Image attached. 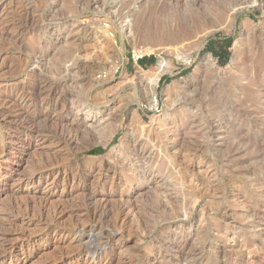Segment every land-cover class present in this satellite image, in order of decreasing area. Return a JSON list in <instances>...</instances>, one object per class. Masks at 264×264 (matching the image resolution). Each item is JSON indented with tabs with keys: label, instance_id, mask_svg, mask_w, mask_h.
Instances as JSON below:
<instances>
[{
	"label": "rangeland",
	"instance_id": "obj_1",
	"mask_svg": "<svg viewBox=\"0 0 264 264\" xmlns=\"http://www.w3.org/2000/svg\"><path fill=\"white\" fill-rule=\"evenodd\" d=\"M252 1L0 0V264H264V0ZM176 11L171 28L191 32L172 46L193 62L165 53L174 68L149 108L159 56L131 53ZM76 113L88 131L70 132ZM213 123L226 127L211 135ZM108 164L116 179L99 172Z\"/></svg>",
	"mask_w": 264,
	"mask_h": 264
},
{
	"label": "bare ground",
	"instance_id": "obj_2",
	"mask_svg": "<svg viewBox=\"0 0 264 264\" xmlns=\"http://www.w3.org/2000/svg\"><path fill=\"white\" fill-rule=\"evenodd\" d=\"M260 7L261 6V3H259V1L258 0H253L252 2H251V4L249 5V7ZM222 7V12H223V14L224 15H226L227 16V14H228V16L230 15V16H232V18H234V14L231 12V7L229 6V4H226V5H222L221 6ZM206 14V13H205ZM180 17H181V15H180V13L179 12H169V13H167L164 17H161V19H159L157 22H155L156 24H154V25H156V27L154 28V27H152L150 30H149V40H151V42H154L155 44H151V45H149L148 47H143V48H139L138 50H140V51H142V52H146V53H156L158 56H159V60H158V64H157V67H156V69L153 71V72H151V73H149V74H147V79H148V84H149V86L151 87V90H152V93H151V95L148 97V105H149V108H155L156 106H158V103H157V101H155V97H154V93L156 92L155 91V89H156V87L158 86V82H159V79H160V77H161V75L162 74H164V73H166V72H172L173 71V68H174V66H173V64L170 62V61H168L167 60V58L164 56L165 55V53H167V52H176V55H177V57L178 58H180V59H182V60H184L187 64H191L192 62H193V59L190 57V56H188L186 53H184V52H182L181 51V49L179 48L180 46H178V48L177 47H175V46H172V45H174L175 43H180L181 41H183L185 38H187L186 36H189L188 34H190V30H185L184 28H182V26H180L179 25V27L178 28H174V29H172L171 28V24H172V22H177L178 20H177V18L178 19H180ZM157 18H160V17H157ZM185 18V17H184ZM224 18V17H223ZM132 23H127V26H126V30H129L130 32H132L133 30H134V25H135V23H136V18L135 17H132ZM246 24V21L245 22H243V26ZM173 27V26H172ZM151 42H149V43H151ZM185 44V43H184ZM183 44V45H184ZM235 59V58H234ZM253 61H254V59H253ZM204 65L203 66H206L207 68H210V69H212V67L215 65V60H214V58L211 56V55H208V56H206V58H205V60H204ZM257 67V66H256ZM42 68V67H41ZM258 69H259V67H258ZM43 71V70H42ZM257 71V70H256ZM259 71V70H258ZM235 76V75H234ZM44 78H46V77H44ZM64 79H66V78H64ZM47 80V79H46ZM63 80V79H62ZM65 82V81H64ZM46 83V82H45ZM19 84V83H18ZM44 84V83H43ZM67 84V83H66ZM69 84V83H68ZM230 84L231 85H235V82L234 81H232V82H230ZM50 85V84H49ZM52 85V84H51ZM241 85V84H240ZM69 86V85H68ZM75 86V85H74ZM41 87V86H40ZM48 88V87H47ZM257 88V87H256ZM40 90H44V87L42 86L41 88H40ZM48 90V89H47ZM16 93V92H15ZM26 94V93H25ZM262 95V94H261ZM16 96V95H15ZM19 96V95H18ZM154 97V98H153ZM18 98V97H17ZM73 100V99H72ZM72 103V105L74 104L75 105V102H71ZM238 104V103H237ZM16 106V105H15ZM71 106V105H70ZM104 110V109H103ZM23 114V113H22ZM27 115H29V114H27ZM21 116V115H20ZM191 116V115H190ZM29 117V116H28ZM25 118V117H24ZM31 118H33V117H31ZM30 118V119H31ZM37 118V117H36ZM26 119H28V118H26ZM25 119V120H26ZM35 119V118H34ZM75 120H76V122H80V125H76L75 124V122H72V123H74V124H72V126H70V132L71 133H73V130H76V132L77 133H79V132H81V130L80 129H82L81 127L84 125L83 124V121H82V119H81V117H79V114L78 113H76V117L74 118ZM189 119H190V117H189ZM116 120V119H115ZM205 120V119H204ZM30 121V120H29ZM212 121V120H211ZM25 122V121H24ZM33 122V121H32ZM203 122V121H202ZM60 123V122H59ZM66 123V122H65ZM195 123V122H194ZM60 125H63V124H60ZM190 125H191V123H190ZM65 126V125H64ZM105 126V125H104ZM103 126V127H104ZM183 126V125H182ZM202 126V125H201ZM206 126H207V124H206ZM66 127V126H65ZM105 127H107V133H106V135H105V139H106V141H108V140H110L111 138H112V136L114 135V133H115V131H116V124H115V121L114 120H111L109 123H108V125L107 126H105ZM213 127H214V129L213 130H210L211 131V135H213V134H215L216 132H218V131H220L222 128H225L226 126H225V124L224 123H220V124H218V123H215V125H214V123H213ZM89 128V127H88ZM88 128H85V131H88L89 129ZM206 129V128H205ZM204 129V130H205ZM227 129V128H226ZM62 130H63V128H62ZM65 130V129H64ZM83 130V129H82ZM174 130V129H173ZM184 130H185V128L184 129H176L175 130V136H176V141H177V146H179V145H181L183 142H185L184 141V139H185V136H184ZM60 131V130H59ZM58 131V132H59ZM84 130H83V132H85ZM96 131V130H95ZM198 131V130H197ZM208 131V130H207ZM69 132V131H68ZM69 132V133H70ZM93 131H90V133H92ZM102 132V131H101ZM45 133V132H44ZM76 133V134H77ZM89 133V132H88ZM193 133V132H192ZM46 134V133H45ZM84 134V133H83ZM85 134H87V132L85 133ZM84 134V135H85ZM94 134V133H93ZM207 134V133H206ZM209 134V133H208ZM62 135V134H61ZM67 135V134H66ZM91 135V134H90ZM130 135V134H129ZM75 136V135H74ZM79 136H80V134H79ZM87 136H88V134H87ZM64 137H65V135H64ZM72 136H70V138H69V141H70V139H72L71 138ZM94 137V136H93ZM92 137V138H93ZM63 138V137H62ZM61 138V139H62ZM66 138V137H65ZM97 138V137H96ZM148 138L149 137H147V140H148ZM68 140V139H67ZM158 140V139H157ZM224 140V139H223ZM152 141V140H151ZM71 142V141H70ZM155 142V141H154ZM189 142V141H188ZM225 142V141H224ZM68 143V142H67ZM144 143V142H143ZM152 143V142H151ZM156 143H158V142H156ZM162 144V143H161ZM228 144V143H227ZM158 145V144H157ZM186 145V144H185ZM146 146H147V144H146ZM261 146V145H260ZM160 147V146H159ZM162 147V146H161ZM139 148V147H138ZM138 148H137V145L135 144L133 147H132V149L135 151V153H137L138 155H140L141 153L139 152V150H138ZM143 149V148H142ZM148 149V148H147ZM185 149V148H184ZM182 150V149H181ZM149 151V150H148ZM152 151V150H151ZM242 150H240L239 148L234 152V154L232 155V156H237L240 152H241ZM129 152V151H128ZM131 152V151H130ZM151 154V153H150ZM137 155V156H138ZM195 155V154H194ZM231 156V155H230ZM239 156V155H238ZM175 157V156H174ZM142 158V157H141ZM151 158V157H150ZM241 158V157H240ZM236 159V158H235ZM150 160V159H149ZM239 161V160H238ZM242 161V160H241ZM149 162V161H148ZM102 163V162H101ZM150 163V162H149ZM243 163V162H242ZM61 164V163H60ZM195 164V163H194ZM109 165V164H108ZM175 165V164H174ZM121 167V166H120ZM129 167V166H128ZM177 167V166H176ZM189 167V166H188ZM180 168V167H179ZM212 168V167H211ZM122 170V169H121ZM191 170V169H190ZM117 171H118V169L116 168V167H113V166H107V165H102V166H100V168H99V172H101V174H105V175H107V174H109L110 176H113L112 178H115V176H116V174H117ZM178 171V170H177ZM98 173V172H97ZM135 173V172H134ZM77 174V173H76ZM100 175V174H99ZM190 175V174H189ZM195 175V174H194ZM190 176H192V175H190ZM183 177V176H182ZM108 178V177H107ZM191 177H189V179H190ZM195 178V177H194ZM197 178H198V176H197ZM209 178V177H208ZM253 178V177H252ZM258 178V177H257ZM106 179V178H105ZM116 179V178H115ZM136 179V178H135ZM187 179V178H186ZM193 178H191L190 180H192ZM100 180V179H99ZM180 180V179H179ZM258 180V179H257ZM189 182V181H188ZM191 182V181H190ZM190 182H189V184H190ZM198 182V181H197ZM196 182V185L198 184ZM253 182V181H252ZM98 183V182H97ZM121 183H122V181H121ZM195 182L193 181V184H194ZM200 183V182H199ZM65 184V183H64ZM188 184V183H187ZM185 186V185H184ZM183 186V187H184ZM189 186V185H188ZM193 187V186H192ZM204 187V186H203ZM72 188V187H71ZM70 188V189H71ZM198 188V187H197ZM64 189H65V186H64ZM161 189V188H160ZM192 190V189H191ZM199 189H197V191H198ZM210 190V189H209ZM175 191V190H174ZM257 191V190H256ZM100 192V191H99ZM209 192V191H208ZM195 193H197V192H195ZM211 193H212V191H211ZM92 194V193H91ZM187 193L185 192V195H186ZM189 194V193H188ZM213 194V193H212ZM175 195V194H174ZM201 195V194H200ZM15 196V195H14ZM50 196V195H49ZM91 196H93V195H91ZM196 196H198V195H196ZM47 197V196H46ZM89 197V196H88ZM93 197H95V196H93ZM172 197V196H171ZM190 197V196H189ZM199 197V196H198ZM61 198V197H60ZM80 198V197H79ZM161 198V197H160ZM170 198V197H169ZM184 198V197H183ZM45 199V198H44ZM103 199V198H102ZM105 199V198H104ZM104 199H103V201H104ZM64 200H66V199H64ZM72 200V199H71ZM107 200V199H106ZM189 200V199H188ZM63 201V200H62ZM92 201V200H91ZM162 201V200H161ZM195 201V200H194ZM52 202V201H51ZM56 203H57V201H55ZM69 202V201H68ZM76 202V201H75ZM85 202V201H84ZM84 202L82 203V204H84ZM94 202H95V200H94ZM60 203V202H59ZM90 203V202H89ZM92 203V202H91ZM157 203V202H156ZM46 204V203H45ZM44 204V205H45ZM82 204H80L81 205V207H82ZM86 204H87V201H86ZM105 204V203H104ZM155 204V203H154ZM192 204V203H191ZM32 205V204H31ZM41 205V204H40ZM57 204H55L54 206H56ZM59 205V204H58ZM57 205V206H58ZM61 205V204H60ZM73 205V204H72ZM75 205H77V204H75ZM162 205V204H161ZM190 205V204H189ZM262 205V204H261ZM48 206V205H47ZM56 206V207H57ZM69 206V205H68ZM91 206V205H90ZM165 206V205H164ZM163 206V207H164ZM32 207V206H31ZM41 207V206H40ZM62 207V206H61ZM71 207H73V206H71ZM92 207V206H91ZM106 207V206H105ZM162 207V208H163ZM205 207H207V206H205ZM262 207V206H261ZM44 208V207H43ZM59 208V207H58ZM58 208H57V210H58ZM78 208H79V206H78ZM104 208V207H103ZM161 208V209H162ZM54 209V208H53ZM76 209V208H75ZM105 209V208H104ZM139 209V208H138ZM206 209V208H205ZM43 210V209H42ZM62 210V209H61ZM63 210L65 211L66 209H64L63 208ZM170 210V209H169ZM39 211V210H38ZM48 211V210H47ZM206 211V210H205ZM50 212V211H49ZM56 212V211H55ZM63 212V211H62ZM67 212H68V210H67ZM71 212H72V210H71ZM90 212H92V211H90ZM96 212V211H95ZM109 212V211H108ZM162 212V211H161ZM33 213V212H32ZM51 213V212H50ZM88 213V212H87ZM103 213V212H102ZM176 213V212H175ZM263 213V212H262ZM53 215H54V213H52ZM58 214V213H57ZM65 214V213H64ZM74 214V213H73ZM80 214V213H79ZM100 214V213H99ZM98 214V215H99ZM104 214V213H103ZM110 214V213H109ZM162 214H163V212H162ZM204 214V213H203ZM27 215V214H26ZM34 215V213L32 214V216ZM36 215V214H35ZM63 215V214H62ZM66 215V214H65ZM31 216V217H32ZM47 216V218H48V216L49 215H46ZM91 216V215H90ZM126 216V215H125ZM165 216V215H164ZM169 216V215H168ZM215 216V215H214ZM256 216V215H255ZM42 217V216H41ZM58 217H59V214H58ZM67 217H68V215H67ZM82 217V216H81ZM93 217H95V216H93ZM103 217V216H102ZM30 218V217H29ZM35 218V217H34ZM37 218V217H36ZM40 218V217H39ZM47 218L45 219L46 221H49V220H47ZM55 218V217H54ZM54 218H52V219H54ZM98 218H101V216L99 217L98 216ZM257 218H258V216H257ZM261 218V217H260ZM10 219V218H9ZM70 219H72V218H70ZM69 219V220H70ZM81 219V218H80ZM89 219H90V217H89ZM93 219V218H92ZM102 219V218H101ZM39 220V219H38ZM77 220V219H76ZM9 221V220H8ZM7 221V222H8ZM10 221H12L11 219H10ZM10 221H9V223H10ZM37 221V220H36ZM42 221V220H41ZM44 221V220H43ZM57 221V220H56ZM55 221V222H56ZM63 221V220H62ZM73 221V220H72ZM79 221V220H78ZM71 222V221H70ZM76 222V221H75ZM80 222V221H79ZM79 222H78V224H76L75 226H77L76 228H74V229H71L70 230V232H72V231H74L75 229H76V232H75V234H77V237H78V233L79 234H82V232H83V230H84V228H85V222L83 223V220H82V222L81 223H83V224H79ZM40 223V222H39ZM50 223V222H49ZM58 223V222H57ZM67 223H68V221H67ZM93 223H95V222H93ZM15 224V223H14ZM38 224V223H37ZM56 224V223H55ZM72 224H75V223H71L70 225H72ZM97 224V223H96ZM95 224V225H96ZM150 224V223H149ZM10 225V224H9ZM41 225V224H40ZM51 225V224H50ZM61 225V224H60ZM63 225H65V224H63ZM120 225V224H119ZM11 226V225H10ZM46 226V225H45ZM54 226V225H53ZM93 226V225H92ZM226 226V225H225ZM8 226H6V228H7ZM59 227V226H58ZM2 228V227H1ZM4 228H5V226H4ZM63 228V227H62ZM69 228H71V226H69ZM94 228V227H93ZM117 228V227H116ZM8 229V228H7ZM66 229V228H65ZM202 229V228H201ZM6 230V229H5ZM57 230V229H56ZM86 230V229H85ZM235 230V229H234ZM237 230V229H236ZM235 230V231H236ZM46 231H47V229H46ZM49 231V230H48ZM60 231H63L64 232V230H60ZM238 231V230H237ZM84 233V232H83ZM74 234V235H75ZM85 234V233H84ZM19 235V234H18ZM25 235V234H24ZM38 235V234H37ZM61 235V234H60ZM70 235V234H69ZM20 236V235H19ZM22 236V235H21ZM20 236V237H21ZM65 237H66V235H64ZM81 237H82V235H80ZM26 237V236H25ZM47 237V236H46ZM52 237V236H51ZM22 238V237H21ZM61 238V237H60ZM7 239V238H6ZM19 239V238H18ZM57 239V238H56ZM55 239V240H56ZM66 239V238H65ZM70 240H71V238H69ZM82 239V238H81ZM81 239H79V240H81ZM123 239V238H122ZM8 240V239H7ZM24 240V239H23ZM37 240V239H36ZM163 240V239H162ZM42 241V240H41ZM58 241H59V239H58ZM74 241V240H73ZM73 241H72V243H73ZM165 241V240H164ZM14 242V241H13ZM13 242H11L12 244H13ZM36 242V241H35ZM51 242V241H50ZM64 242H65V240H64ZM93 242V241H92ZM25 243V242H24ZM56 243V242H55ZM69 243V242H68ZM81 243H82V241H81ZM84 243V242H83ZM113 243V242H112ZM114 243H115V241H114ZM179 243V242H178ZM188 243V242H187ZM253 243H255V241L254 240H246V239H244V240H242V241H237V245L241 248V249H245V248H249L248 249V251L250 250L251 251V249H253V250H255L253 247H251V249H250V246H251V244H253ZM79 244V243H78ZM86 244V243H85ZM257 244V243H256ZM255 244V245H256ZM9 245V244H8ZM82 245H84V244H82ZM94 245V244H93ZM104 245V244H103ZM108 245V244H107ZM106 245V246H107ZM254 245V244H253ZM10 246V245H9ZM12 246V245H11ZM61 246V245H60ZM85 246H87V245H85ZM98 245H94L93 247L92 246H88L87 248L89 249V250H91V251H89V252H92V259L94 260V261H97L95 258V255L96 254H98L99 253V247H97ZM100 246V245H99ZM105 246V245H104ZM105 246V247H106ZM110 246V245H109ZM131 246V245H130ZM1 247V246H0ZM5 247V246H4ZM3 246L1 247V249H5ZM81 247V246H80ZM79 247V245L77 246V248H76V251H74L73 252V254H75V255H80L81 253H82V250H81V248ZM114 247V246H113ZM7 248V247H6ZM180 248V247H179ZM1 249H0V251H1ZM103 249V248H102ZM181 249V248H180ZM183 249V248H182ZM237 249H239V248H237ZM10 250V249H9ZM75 250V249H74ZM87 250V249H86ZM101 250V249H100ZM185 250V249H184ZM252 250V251H253ZM8 251V250H7ZM73 251V250H72ZM124 251V250H123ZM249 251V252H250ZM259 251V250H258ZM70 252V251H69ZM2 253V252H1ZM71 253V252H70ZM105 254V253H104ZM1 255V254H0ZM69 255V254H68ZM67 255V256H68ZM120 255V254H119ZM204 255V254H203ZM238 255H239V253H238ZM65 256V255H64ZM71 256V255H70ZM234 256V255H233ZM22 258V257H21ZM55 258V257H54ZM60 258H64L63 256L62 257H60ZM83 258V257H82ZM98 258V257H97ZM58 259V258H57ZM59 260V259H58ZM100 260V259H99ZM103 260V259H102ZM49 261H51L50 259H49ZM48 261V262H49ZM54 261V260H53ZM233 261H235V260H233ZM55 262H57V260L56 261H54V263ZM66 262V261H65ZM65 262H64V264H65ZM87 262V261H86ZM83 263V262H82ZM110 263V262H109ZM250 263V262H249ZM98 264V263H97ZM152 264V263H151ZM237 264V263H236ZM240 264H243L242 262L240 263Z\"/></svg>",
	"mask_w": 264,
	"mask_h": 264
},
{
	"label": "trees",
	"instance_id": "obj_3",
	"mask_svg": "<svg viewBox=\"0 0 264 264\" xmlns=\"http://www.w3.org/2000/svg\"><path fill=\"white\" fill-rule=\"evenodd\" d=\"M216 41H217V40H213L212 42L215 43ZM217 42H221V41H217ZM226 45L230 46V42L227 41ZM209 49H210L212 52H214L215 55L219 56L221 59H224V57H225V55H226V53H227L226 50H225V51H223V50H221V51H215V50H214V47L212 46V44L209 45ZM146 59H147L148 61H146V63H145L144 60H146ZM144 60L142 61L141 64H142V65H147V64H149V63H154L155 58H154V57H151V58H145Z\"/></svg>",
	"mask_w": 264,
	"mask_h": 264
},
{
	"label": "built area",
	"instance_id": "obj_4",
	"mask_svg": "<svg viewBox=\"0 0 264 264\" xmlns=\"http://www.w3.org/2000/svg\"><path fill=\"white\" fill-rule=\"evenodd\" d=\"M145 55L146 53H143L140 50L134 49L132 50V53H131V59L133 60L134 63H138L140 60H142L145 57ZM155 101H157L156 97H155Z\"/></svg>",
	"mask_w": 264,
	"mask_h": 264
},
{
	"label": "crops",
	"instance_id": "obj_5",
	"mask_svg": "<svg viewBox=\"0 0 264 264\" xmlns=\"http://www.w3.org/2000/svg\"><path fill=\"white\" fill-rule=\"evenodd\" d=\"M143 60H144V59H143ZM143 60H142V61H143ZM142 61H141V63H142ZM144 61H145V63H146V61H148V60L146 59V60H144Z\"/></svg>",
	"mask_w": 264,
	"mask_h": 264
}]
</instances>
